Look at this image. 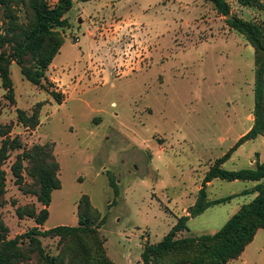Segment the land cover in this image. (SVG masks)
I'll return each mask as SVG.
<instances>
[{"label": "rangeland", "instance_id": "1", "mask_svg": "<svg viewBox=\"0 0 264 264\" xmlns=\"http://www.w3.org/2000/svg\"><path fill=\"white\" fill-rule=\"evenodd\" d=\"M56 1L46 0L50 6ZM224 1L228 15L208 0L77 2L65 14L63 48L42 86L30 84L11 63L12 101L0 80V126L10 127L8 136L23 149L49 145L59 164L60 187L51 194L41 230L76 227L77 204L87 196L103 220L98 232L107 257L114 264H140L143 247L160 242L178 218L189 220L177 238L211 235L255 197L243 192L258 182L214 179L204 185L209 207L193 218L189 214L204 175L228 151L220 165L224 170L255 169L264 161V132L239 143L254 125L264 52L254 49L235 22L257 27L264 46V0L247 5ZM94 7H101L112 27L128 24L116 40L103 43L100 37L94 43L88 38L89 24L81 12L95 16L87 11ZM104 23L100 19L95 25ZM94 63L106 71L93 73ZM64 72L69 81L62 78ZM52 92L60 96L59 103ZM35 108L38 125L25 128L16 111L30 115ZM262 116L264 120V105ZM21 151L9 152L2 165L6 186L0 220L6 239L35 226L31 219L17 218V207L42 208L11 175ZM23 177L29 185L25 173ZM41 245L52 255L60 247L57 239L48 238ZM19 246L24 262L18 264H42L27 243ZM226 264H264V230H257L240 256Z\"/></svg>", "mask_w": 264, "mask_h": 264}, {"label": "trees", "instance_id": "2", "mask_svg": "<svg viewBox=\"0 0 264 264\" xmlns=\"http://www.w3.org/2000/svg\"><path fill=\"white\" fill-rule=\"evenodd\" d=\"M89 0H57L52 6L46 0H0V80L7 98L12 101L13 90L9 67L12 62L19 67L20 74L30 84L42 86L45 72L64 43L62 30L68 26L64 15L75 2ZM223 15L229 14L224 0H208ZM248 4L252 0H238ZM238 29L246 34L249 43L257 52H264L259 39L260 31L248 23L235 20ZM262 68L258 69L255 87V121L250 131L241 141L255 138L264 132ZM52 97L59 103L60 96ZM17 121L25 128L34 129L38 125V110L30 115L18 109ZM10 127L0 126V198L5 193V171L2 169L9 152L22 150L10 166L14 182L24 194H31L42 206L38 211L33 206L17 207L18 219L33 220L35 226L14 239H6L7 228L0 220V264L24 262V250L19 244L27 243L35 251L42 264H114L106 255L103 239L98 229L103 224L98 211L90 204L87 196H82L77 204L78 225H59L41 230L48 218L51 194L60 187L57 173L59 164L49 145H33L23 149L17 138L8 136ZM238 143V144H239ZM231 150L209 168L202 180L198 198L190 209V217L201 214L209 203L205 201L206 182L220 179L224 181L258 182L243 194H255L247 204L242 205L215 233L198 237L177 238L189 217H180L169 232L156 244H146L140 255V264H226L240 256L251 243L257 230H264V161L255 169L228 171L220 168L230 156ZM23 173L31 183H24ZM111 186L115 184L111 181ZM214 203H220L215 201ZM99 220L98 223H95ZM96 224V225H95ZM57 239L60 247L56 255L44 251L41 240Z\"/></svg>", "mask_w": 264, "mask_h": 264}, {"label": "crops", "instance_id": "3", "mask_svg": "<svg viewBox=\"0 0 264 264\" xmlns=\"http://www.w3.org/2000/svg\"><path fill=\"white\" fill-rule=\"evenodd\" d=\"M91 2V0H89L88 2H82V3H89V4H91L90 3ZM77 2H75L74 4H73V6H72V8L75 6V4H76ZM110 3H111V5H112V1H110ZM104 6H106V3L104 4ZM113 7H114V5H112ZM88 11V13L90 14V13H95L96 15L95 16H92V15H86V14H84L83 12H81V14L84 16V17H86V21L88 22V24H89V26H88V34H87V36H89L88 38H92L93 39V42L95 43L96 42V40H98V39H100V37H101V39H103V43H105V42H107V41H113V40H116L117 38H116V33L120 30V28L122 27V28H124V27H128V24L126 23V24H123V25H115V26H111L109 23H107L105 20H104V17L103 16H101L102 15V9H101V7H99V8H97V7H94V8H92V10H87ZM64 18H66L65 17V15H64ZM80 19V18H79ZM91 19H94V20H91ZM100 19H103V21L105 22L104 24H101V25H99V26H96L95 25V23H98L99 22V20ZM92 21L91 23H92V26H91V24L89 23V21ZM96 21V22H95ZM81 22H82V20H81ZM80 22V23H81ZM98 34L97 36H96V38H94V36H93V34ZM64 44V43H63ZM63 48V45L61 46V48H60V50ZM53 61V60H52ZM95 64V66H93L92 67V69L94 70L93 71V73L95 72H97V74H99V73H103L104 71H106L105 69H103L102 67H101V65H102V63H94ZM93 64V65H94ZM51 67H54L55 68V66H53V63H51V65H50V68ZM95 70H97V71H95ZM62 78H64V79H66V81H69V79L71 78L69 75H68V73L67 72H64L63 74H62ZM79 79L80 78H78V79H76V80H78V82L76 81V84H75V86H77L78 84H79ZM62 82L60 83L61 85L64 83V81L63 80H61ZM67 87H68V85L67 84H65ZM77 93V92H76Z\"/></svg>", "mask_w": 264, "mask_h": 264}]
</instances>
